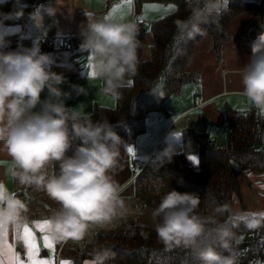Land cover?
<instances>
[{
  "label": "clouds",
  "instance_id": "clouds-1",
  "mask_svg": "<svg viewBox=\"0 0 264 264\" xmlns=\"http://www.w3.org/2000/svg\"><path fill=\"white\" fill-rule=\"evenodd\" d=\"M228 4L229 0H203L202 5L192 8L188 19L175 21L178 39L194 40L197 35H205L200 25L226 11ZM56 14L51 4L41 5L29 14V19L42 23L44 15ZM23 15V7L0 14V152L11 157L15 164L11 175L19 185L45 192L59 205L48 219L53 241L82 240L90 227L111 223L123 214L125 202L114 174L120 166L121 148L127 149V142L108 121L93 122L78 108L66 105L71 93L61 89L65 78L51 70L55 63L52 55L42 53L39 43L33 42L31 48L6 50L10 47L6 37L20 29L9 31L4 21ZM85 15L79 51L94 58L96 77L104 81V92L117 97L126 78L137 72L138 24L134 20ZM241 77L242 94L264 112V33L253 44L252 56L242 68ZM72 88L78 95L86 94L83 87ZM166 143L168 146L154 159L162 164L171 163L175 155L170 140ZM54 166H58L55 173L51 171ZM200 203L197 193H165L152 212L159 242L166 250L194 252L198 264H239V254L233 248L236 236L232 227L236 224L228 227L227 223L219 224L215 216L198 215ZM27 211L26 202L0 181V223L9 227L22 225ZM222 211L216 209L217 213ZM209 225L216 226L219 251L205 243L211 231ZM245 226L254 229L258 222L247 221ZM115 257L114 251L103 248L95 251L88 262L109 264Z\"/></svg>",
  "mask_w": 264,
  "mask_h": 264
},
{
  "label": "crops",
  "instance_id": "crops-1",
  "mask_svg": "<svg viewBox=\"0 0 264 264\" xmlns=\"http://www.w3.org/2000/svg\"><path fill=\"white\" fill-rule=\"evenodd\" d=\"M49 4L57 9L55 17L44 15L42 23L37 21L36 24L29 19V14L33 13L37 7ZM166 6L162 9L157 5L147 4L143 8L145 10L159 9L165 15L173 12H166L165 10L170 8L169 5ZM19 7H23L22 18L4 21L9 31H14L17 27L20 29L18 33L6 37L10 44L6 50L12 51L19 47L31 48L33 42L39 43L42 53L52 55L55 63L51 70L65 78L61 89L71 93V98L66 100L67 106L78 108L82 115L90 114L95 106L113 108L115 100L103 91L104 81L88 75L89 56L79 51V45L82 43L80 30L81 26L86 24L85 14L87 13L97 17L112 14L114 20L123 21H133L137 17L143 19L146 25L147 20L140 15L141 11L136 13L133 0L130 9L126 0H43L38 5H35V0H0V14L12 13ZM113 8L117 9L115 13H112ZM261 19L262 21L264 19L262 9H251L235 15L228 26L230 39L222 44L218 57L213 50L212 38L209 35H205L195 45L187 62L186 71L192 73L196 80L183 85L178 92L168 96L163 102L162 111H153L148 115L144 132L136 138L135 142L127 144V149L121 148L120 166L116 169L114 179L121 188L120 196L127 188H131L127 191L130 209L123 211V214L117 216L111 223L121 227L122 222H136L133 218L135 216H131L129 212L134 211L133 214H135V210L140 209L141 212L148 210L133 195L131 184L134 175L129 167L131 163L148 161L149 158L146 157H149L153 151L157 154L162 152L168 146L166 140H170L175 153H181L185 163L191 169L197 170L199 163L193 164L188 159V156L192 155L198 159L197 144L188 135V130L207 133L209 139L222 144L225 139V110L227 108L244 110L252 105L242 94L241 70L252 56L253 44L257 42L259 35L264 33ZM144 26L139 30L138 36L140 47L137 54L140 61L149 58V46L152 43L150 33L143 32ZM65 38L73 39L71 49L62 47V39ZM91 63L95 64L94 61ZM126 80L125 85H128L129 80ZM72 85L83 87L86 94L78 95ZM42 95L46 96L47 93ZM173 133L181 135L177 138L172 135ZM128 148L134 150L135 156L128 152ZM234 166L239 191L238 194L233 195L231 201L233 217L236 219L237 217H246V219L261 217L259 214L264 213V188L261 187L264 185V172L243 170L237 164ZM14 169L15 164L11 157L6 152H0V181L5 182L10 191L18 193V197L26 202L28 211L24 214L26 217L24 223L31 225L34 221L49 219L59 205L43 191L19 185L11 175ZM51 171L53 172V169ZM98 232L103 231L101 228L91 229L80 240L79 245L72 249L67 246L73 239L54 241L56 264H59L61 260L74 264L80 249L93 240ZM242 235L245 234H237L236 241L238 236ZM244 238V241L238 242L246 244L252 239V237ZM9 241L13 242L11 226ZM15 246L17 252L23 254L22 242L15 241ZM47 256V250H42L41 257ZM85 261L89 260H84L82 264Z\"/></svg>",
  "mask_w": 264,
  "mask_h": 264
},
{
  "label": "trees",
  "instance_id": "trees-1",
  "mask_svg": "<svg viewBox=\"0 0 264 264\" xmlns=\"http://www.w3.org/2000/svg\"><path fill=\"white\" fill-rule=\"evenodd\" d=\"M42 1L35 0V5ZM133 2L136 13L146 3L172 4L175 11L151 22L149 58L139 60L135 76L126 78L129 84L119 89L117 97L109 94L114 98L115 106H95L90 114L84 115L91 117L93 122L108 121L127 144L134 143L144 132L146 119L151 112L163 110V102L168 96L196 80L192 73L186 71V65L199 40L209 35L218 57L222 44L230 39L228 26L231 19L243 11L262 9V3L230 1L226 11L214 16L209 23L200 25L205 35L184 40L178 39L175 21L188 19L192 8L202 5L203 0ZM261 27L264 29V19H261ZM260 113L253 105L244 110L227 108L222 144L209 139L207 133L194 130L187 132L197 144V170L185 163L181 153H175L171 163L162 164L154 160L156 157L150 158L131 184L134 197L143 207L152 210L168 191L197 193L201 201L196 210L198 215L215 216L219 224L227 223L228 227L235 223L236 226L232 227L235 236L241 233L252 235L249 243L233 242V248L239 254V264H264V218L238 220L231 212L232 197L239 191L234 164L243 170L264 172V115ZM52 169L55 173L58 166ZM217 208L224 211L217 213ZM251 220L257 221L258 227L248 229L245 225ZM209 227L211 231L205 237V243H211L219 251L216 226ZM121 230L118 233H96L93 240L80 249L74 264L90 260L95 251L103 248L116 253L115 259L109 262L111 264H198L194 252L182 248L166 250L159 242L154 226L124 222L121 223Z\"/></svg>",
  "mask_w": 264,
  "mask_h": 264
},
{
  "label": "snow or ice",
  "instance_id": "snow-or-ice-1",
  "mask_svg": "<svg viewBox=\"0 0 264 264\" xmlns=\"http://www.w3.org/2000/svg\"><path fill=\"white\" fill-rule=\"evenodd\" d=\"M129 9L132 5V0H126ZM117 11L112 9V13ZM166 12L175 11L174 7L165 10ZM123 17H121L122 19ZM105 19L114 20L112 14L106 15ZM90 69L88 75L92 78L96 77V65L91 63L93 57H88ZM260 114L264 115V112ZM180 133H176V137H180ZM128 152L135 156L132 148H128ZM193 164L198 165L199 161L195 156H190ZM264 188V185H261ZM264 218V213L259 214ZM238 219H246V217H237ZM51 222L48 219L42 221H34L31 225L23 223L22 225L12 227L13 242L9 241V226L0 223V264H56L55 261V244L52 239ZM242 239V238H241ZM15 241L22 242L23 254L17 252ZM42 250H47L48 256L41 257ZM59 264H71L70 261L61 260ZM84 264H89L85 261Z\"/></svg>",
  "mask_w": 264,
  "mask_h": 264
},
{
  "label": "rangeland",
  "instance_id": "rangeland-1",
  "mask_svg": "<svg viewBox=\"0 0 264 264\" xmlns=\"http://www.w3.org/2000/svg\"><path fill=\"white\" fill-rule=\"evenodd\" d=\"M230 1L231 2L232 1H235V2L236 1H239V2L248 1V2H256V3L258 2V3H262V10L264 12V0H229V2ZM147 4L148 5H152V6L157 5L158 7L162 8V9L164 7H167L166 5H169V7H174V6L172 4H161V3H146V4H144V6H142V8L140 10L141 11V14L140 15L147 20L146 21L147 24L144 26L143 32L150 33V24H151V22L153 20H156V19L160 18V17H163L165 15V13H163V12L159 11V9H155V8H149V9H146L145 10L143 7H145V5H147ZM150 35H151V33H150ZM130 190H131V188H127L125 190V192L121 195V198L125 202V209H124V211L130 209V199L128 198V195H127L128 194L127 191H130ZM135 211H136L135 214H133L134 211L132 213L129 212V214L131 216H135V217H133V218L136 219V222L133 221L134 223H144V224L146 223L148 225L154 226L155 221H154V219L152 217V212H153L152 209H148L147 212H141L140 209L139 210H135ZM133 222H126V223H133ZM122 223H124V222H122ZM99 226L100 225H95V226L90 227V229L88 230L87 233H89L91 231V229H93V228H101V230L103 232H109V233H118V232L122 231L121 230V227L120 226L118 227L115 223H110V224L108 223V224H105V225H103L101 227H99ZM245 235L238 236V240L237 241H239V242L244 241L245 238L243 239V237H249V238L252 237V235H250V234H245ZM79 243H80V240H70L67 248H70L71 247V249H72V247H75L77 244L79 245Z\"/></svg>",
  "mask_w": 264,
  "mask_h": 264
},
{
  "label": "built area",
  "instance_id": "built-area-1",
  "mask_svg": "<svg viewBox=\"0 0 264 264\" xmlns=\"http://www.w3.org/2000/svg\"><path fill=\"white\" fill-rule=\"evenodd\" d=\"M134 21L138 24L139 30L145 25V21L141 18L135 17ZM72 42H73L72 38H65V39H62L61 45L63 48L71 49ZM156 155H157L156 151H153L151 155L149 156V159L155 158ZM145 163L146 162H143V163L133 162L130 164L129 167L134 176L137 175L141 171Z\"/></svg>",
  "mask_w": 264,
  "mask_h": 264
}]
</instances>
